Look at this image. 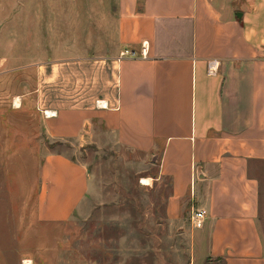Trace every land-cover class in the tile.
Here are the masks:
<instances>
[{"label":"crops","instance_id":"obj_1","mask_svg":"<svg viewBox=\"0 0 264 264\" xmlns=\"http://www.w3.org/2000/svg\"><path fill=\"white\" fill-rule=\"evenodd\" d=\"M115 4L112 38L96 42L106 49L101 44L85 55L35 64L45 138L81 147L160 148L158 175L170 184L168 220L184 209L206 211L202 227L192 224L195 262L264 264V0ZM23 8V28L29 18L40 19L38 8ZM127 48L137 55L120 56ZM212 60L217 67L208 74ZM15 99L10 112L18 115L24 95ZM12 131L15 138L0 131V181L16 217L23 219L28 191L33 223L68 220L86 193L88 167L46 152L32 181L23 121Z\"/></svg>","mask_w":264,"mask_h":264},{"label":"rangeland","instance_id":"obj_2","mask_svg":"<svg viewBox=\"0 0 264 264\" xmlns=\"http://www.w3.org/2000/svg\"><path fill=\"white\" fill-rule=\"evenodd\" d=\"M115 1L0 0L5 12L0 14V131L15 138L12 130L23 121L25 172L32 181L39 158L51 151L84 162L89 172L76 212L54 224L32 222L28 191L23 219L22 213L16 217L17 205L0 181V264H223L215 259L195 262L191 210L168 220L170 184L158 175L160 148L52 144L43 134L35 64L64 54L85 55L86 48L101 44L105 48L113 35ZM24 6L38 8L40 19L29 18L23 28ZM103 35L105 44L96 43ZM94 50L87 54H96ZM17 94L24 95L18 115L10 112ZM261 228L264 237V219Z\"/></svg>","mask_w":264,"mask_h":264},{"label":"built area","instance_id":"obj_3","mask_svg":"<svg viewBox=\"0 0 264 264\" xmlns=\"http://www.w3.org/2000/svg\"><path fill=\"white\" fill-rule=\"evenodd\" d=\"M137 53L133 49H124L120 52V56L122 57H134ZM139 55L142 57L146 56V46L142 43ZM260 56L264 58V42L262 44V48L260 51ZM216 62L214 60L209 61L207 64V73L212 74L216 69ZM206 216V211L204 209H195L190 213V220L194 227L200 228L203 225L204 219Z\"/></svg>","mask_w":264,"mask_h":264},{"label":"bare ground","instance_id":"obj_4","mask_svg":"<svg viewBox=\"0 0 264 264\" xmlns=\"http://www.w3.org/2000/svg\"><path fill=\"white\" fill-rule=\"evenodd\" d=\"M14 104L15 105L17 104V100L16 99L14 100ZM141 181L146 184L148 182V179L147 178H142ZM24 264H27V261H25Z\"/></svg>","mask_w":264,"mask_h":264}]
</instances>
